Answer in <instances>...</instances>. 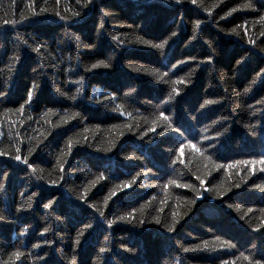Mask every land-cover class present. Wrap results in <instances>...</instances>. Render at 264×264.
I'll return each instance as SVG.
<instances>
[{"label":"trees","instance_id":"16d2710c","mask_svg":"<svg viewBox=\"0 0 264 264\" xmlns=\"http://www.w3.org/2000/svg\"><path fill=\"white\" fill-rule=\"evenodd\" d=\"M262 17L0 0V264H264Z\"/></svg>","mask_w":264,"mask_h":264},{"label":"snow or ice","instance_id":"6c2138e0","mask_svg":"<svg viewBox=\"0 0 264 264\" xmlns=\"http://www.w3.org/2000/svg\"><path fill=\"white\" fill-rule=\"evenodd\" d=\"M193 2H195V0H193ZM246 7H248V6L246 5ZM233 11H235V9H233ZM74 15H78V13H74ZM262 19H264V17H262ZM233 31H235V29H234ZM161 47H162V45H161ZM95 66H96V65H94L93 67H95ZM31 98H32V93L29 92V93H28V99L31 100ZM193 147H195V146L193 145ZM183 151H184L183 148H181V149H180L181 154H183ZM197 151H198V149H197ZM0 155H3V154L0 153ZM15 159L19 161V160L21 159V157H20V156H16ZM253 163H255V162H253ZM261 163H264V161H261ZM229 167H231V165H230ZM47 206H48V205H46V207H47ZM101 215H103V213H101ZM120 219L123 220V219H125V218H124V217H120ZM157 223H159V221H157ZM187 250H188V249H185V251H187ZM16 255L19 256L18 253H17Z\"/></svg>","mask_w":264,"mask_h":264},{"label":"bare ground","instance_id":"6f19581e","mask_svg":"<svg viewBox=\"0 0 264 264\" xmlns=\"http://www.w3.org/2000/svg\"><path fill=\"white\" fill-rule=\"evenodd\" d=\"M0 159L2 160V158H0ZM4 159H5V158H4ZM4 159H3V160H4ZM10 159H11V158H10ZM13 162H14V161H13ZM19 166H20V165H19ZM29 168H30V167H29ZM31 170H32V169H31ZM31 172H33V170H32ZM32 174H33V173H32Z\"/></svg>","mask_w":264,"mask_h":264}]
</instances>
